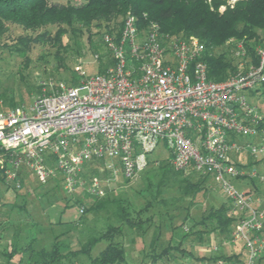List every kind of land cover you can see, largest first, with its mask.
Wrapping results in <instances>:
<instances>
[{
	"label": "built area",
	"instance_id": "2783aa9c",
	"mask_svg": "<svg viewBox=\"0 0 264 264\" xmlns=\"http://www.w3.org/2000/svg\"><path fill=\"white\" fill-rule=\"evenodd\" d=\"M101 41L109 62L103 72L86 74L78 59L77 84L40 81L29 106L0 109V185L20 188L30 173L40 185L58 180L70 199L79 191L101 198L143 171L162 142L174 170L191 168L219 185L238 213L230 241L245 247L239 264H257L264 251V201L256 205L232 180L264 181L237 160L243 153L253 160L264 156L263 114L249 100L264 84V44L255 48L254 61L244 43H236V72L215 81L198 38L163 34L156 23L139 28L131 13L119 32H103ZM97 160L104 172L81 177L84 165Z\"/></svg>",
	"mask_w": 264,
	"mask_h": 264
},
{
	"label": "trees",
	"instance_id": "16d2710c",
	"mask_svg": "<svg viewBox=\"0 0 264 264\" xmlns=\"http://www.w3.org/2000/svg\"><path fill=\"white\" fill-rule=\"evenodd\" d=\"M222 4H224V0H210V2L207 0H80L78 3H60L50 0H0V39L8 35L13 26L21 28L24 32H34L46 26H56L52 39L64 46L62 36L67 32L79 34L86 32L89 41H92L93 34L99 35L100 40L91 45L93 53L99 54L98 50L103 45L101 34L103 32H119L123 19L128 13H131L139 28L156 23L163 34L170 36L181 34L184 37L198 38L205 46L204 59L208 66V78L220 81L228 78L237 70V61L233 54L236 43L243 42L248 55L254 61H256L255 48L264 43V0H237L232 7L226 6L222 12H219L218 8ZM94 28L95 31H93ZM27 33L18 35L12 43L4 42L1 46L9 51L22 53L28 50L29 44L32 42L40 40L41 37H49L48 31L34 35ZM103 56L99 54L98 70L100 72H103L109 63L102 60ZM78 81L77 77H74L68 83L77 84ZM258 90H261L260 95L264 93V84ZM255 91L249 98L252 99ZM2 103L0 102V108L3 110L16 106L10 103L11 105L7 107L6 103ZM171 156L169 153L167 159L158 161L155 166L160 174V179L151 195L157 203L163 206V209L167 205V201L162 197V189L166 182L183 174L179 187L183 196L188 200V205H191L198 194H204L209 190L208 182L211 179L210 176L196 174L191 168L185 171L174 170L170 164ZM147 157V165L152 164L149 156ZM263 160L264 156L256 160L248 158L246 165L256 164ZM103 172L102 161L97 160L84 165L81 177L87 178L93 174L100 175ZM255 180L251 179L252 182ZM24 181L25 178L22 183ZM124 181H129V179ZM53 182H55V189H59L60 182L58 180ZM10 188L15 193L18 191V188L13 185L6 187V189ZM106 191V195L101 198L91 197L80 191L79 194H76L75 199H70L65 195L64 197L68 201L72 200L73 203L83 206V212L79 213V218L88 212L106 209L107 206L113 205L117 223L108 222L102 231L91 234L76 246H72L63 237L67 235V231L72 226L77 225L76 220L57 221L55 224L66 225L69 228L53 235L51 243H48L49 246H42L39 241L38 245H34L37 243V237L30 238L24 242L25 245L22 244L23 246L20 247L13 244L9 250L5 248L0 251L5 259V264H10L16 255H18L17 261L22 255H26V264H65L63 263L64 259L71 261L72 258L77 259L79 256H85L88 264H127V242H135L137 238L144 239L150 228L149 248L152 249L151 251L156 250L157 247L161 248V245L159 246L160 224L155 223L157 214L147 215L144 218L140 214L142 210L149 209L152 205L151 202L147 201L142 209H133V214L129 206H125L120 198H110L109 189ZM245 192L250 193L249 190H245ZM223 195L226 200L221 204L204 208L198 219L191 218L186 231L181 228L182 240L177 244H171L172 240H169L161 252L155 253L154 251L147 255L151 262L155 263L161 260L173 249L183 252L182 242L190 235L195 236L198 241H202L204 235L214 233L219 237L221 244L224 241H230L231 231L237 222L238 213L233 210L227 196L224 193ZM8 211L6 210L7 213L1 211L3 220L8 216ZM164 212L167 214V210ZM188 215L186 212L184 220L179 225H174L171 222L167 224L168 228L172 230L171 232L177 230L183 222L187 221ZM199 227H203V230ZM170 238H173L172 233ZM103 240L107 241L106 245L96 255H92V249ZM200 259L213 262L223 260L228 264L241 263L245 259V247L241 242L237 252L227 251L225 253L222 250L218 252L216 250L210 255L200 256Z\"/></svg>",
	"mask_w": 264,
	"mask_h": 264
},
{
	"label": "rangeland",
	"instance_id": "374dc122",
	"mask_svg": "<svg viewBox=\"0 0 264 264\" xmlns=\"http://www.w3.org/2000/svg\"><path fill=\"white\" fill-rule=\"evenodd\" d=\"M50 1L60 3L80 2V0ZM207 1L210 2V0ZM236 1L237 0H224V4L219 6L218 11L222 12L226 6L232 7ZM55 30L56 26H46L34 32L27 31V33L21 28L13 26L10 28L8 35L0 39V102H3L2 104L6 103L5 106L7 107L11 105L10 103L27 107L32 103L34 97L38 95V85L40 81L59 79L70 82L72 78L78 77L74 70V66L78 63V59H80L82 70L86 74L99 71V60H93L94 53L91 50V45L100 40L99 35L93 34L92 41H89L86 32L81 34L67 32L62 36V42L65 44L64 46L52 39ZM95 30L94 28L93 31ZM44 31L49 32V37H41L40 40L32 42L29 44L26 52L15 53L1 46L4 42L8 44L12 43L13 39L18 35L26 33L34 35ZM263 44L264 43H262V45ZM98 52L101 56L104 55L102 60L106 61L107 53L103 45L99 48ZM259 93H261V90ZM249 100L253 105H256L261 114H264V93L258 97L249 98ZM169 153L167 147L162 142H159L155 149L148 154L152 164H148L145 169L139 172L133 179L115 183L108 191L110 198H120L123 204L129 206L132 212L133 209L139 210L144 208L147 201L151 202L152 205L149 209L145 211L142 210L140 214L142 218L147 215L157 214L155 223L160 224L161 237L159 238V246L161 245V248L157 247V249L154 250L155 253L161 252L162 248L166 246L169 240H172L171 244H177L178 241L182 240L181 228L186 231L189 227L191 218L198 219L204 208L218 206L221 202L226 200L220 187L215 185L213 180L210 179L208 182L209 190L204 194H198L194 203L188 205V200L183 196L179 187L181 179L184 176L182 174L166 182L163 186L162 197L167 201L166 208L163 209V206L152 198L151 193H154L155 185L160 179V174L155 169V166H157L158 161L167 159ZM248 167L256 169L259 174L264 176V160L256 164H251ZM250 180L251 179L247 177L241 182L243 184L242 186L238 185L237 180L233 179L232 184L244 190L245 186L248 184L251 185ZM53 181L54 180H51L48 184L40 185L35 177L29 173L25 176V181L20 188H18L16 193L13 189H6L4 186L0 185V249L6 248L9 250L13 244L20 247L22 244L25 245L24 242L34 237H37V243L34 245H38L39 241L40 245L49 246L48 240L52 239L54 233L56 234L69 228L66 227V225L63 226L53 223L57 221L76 220L77 225L72 226V228L67 231V235L63 237V239L72 246H76L89 235L97 234L98 231H102L108 222L117 223V219L113 213V205L107 206L106 209L88 212L82 218H79V205L73 203L72 200H66L62 186H59V189H55V182ZM253 184H258L259 187L264 188V181H255ZM47 185L50 187L52 185V190L50 188L48 189ZM47 190L50 194L46 192ZM260 198L264 199V189L260 192ZM187 206L189 207L185 208ZM6 210H9L8 216L3 220L2 218L4 217L1 211L6 212ZM165 210H167V214L164 212ZM186 212L189 214L187 221L183 222L177 230L171 232L172 230L168 228L167 224L171 222L174 225H179V223L184 220ZM199 228L203 230V227ZM171 233L173 238H170ZM204 238V240L198 241L195 236L190 235V237L182 242V247H184L183 252H177L173 249L169 255L152 263L150 257L147 256L154 252L147 250L151 240L150 228L144 239L137 238L135 242H127V264H177L176 262L180 264H215L213 261L200 259V256L215 253L213 247L218 246L215 245L216 242L213 239L208 241L206 235H204ZM106 243L107 241L103 240L96 244L91 254L96 255ZM236 244L240 245L241 242L237 241ZM146 245L147 247H144ZM221 250L222 249L219 247L217 252ZM179 253L183 254L180 255ZM17 257L18 255L12 259L10 264H26V255H22L21 258L19 257V261H17ZM261 257H259L258 262ZM2 259L5 260L3 256ZM3 263L5 264V261ZM3 263L0 262V264ZM63 263L88 264V261L85 256H79L77 259L72 258L71 261L64 259Z\"/></svg>",
	"mask_w": 264,
	"mask_h": 264
},
{
	"label": "crops",
	"instance_id": "0c3cea01",
	"mask_svg": "<svg viewBox=\"0 0 264 264\" xmlns=\"http://www.w3.org/2000/svg\"><path fill=\"white\" fill-rule=\"evenodd\" d=\"M237 160H238V162H240V163H244L245 165L247 164V162H248V158H246V155H245V153H243L242 155H239V156H237ZM210 178L213 180V178L210 176ZM245 179H239V180H237V182H238V185H242L243 186V184L241 183L242 181H244ZM251 181V180H250ZM256 181V180H255ZM213 182H214V184L215 185H217V186H219L218 184H216L215 183V181L213 180ZM253 183H255V182H252L251 181V185L250 184H248L247 186H245V188H244V190H249V192H250V194H252V196L255 198V203H256V205H257V199L259 200V203H258V205L259 206H261L262 205V201H264V199L263 198H260V192H261V190L262 189H264V188H261V187H259L258 186V184H253ZM51 187H52V185H51ZM51 187L49 186V185H47V188L49 189H51ZM112 187V186H111ZM52 190V189H51ZM46 192H48V194H50V192L47 190ZM52 192V191H51ZM1 222V221H0ZM54 224H55V222H53ZM263 233H264V231H263ZM55 234V233H54ZM53 234V235H54ZM264 236V235H263ZM52 238H53V236H52ZM208 238V241L210 240V239H213L215 242H216V244L215 245H218L217 246V250L219 249V247L222 249V251L223 252H225V253H227V251L228 252H237L238 250H239V247H240V245L239 244H236V243H231L230 241H224L223 242V244H220L219 243V237L217 236V235H215V234H210V235H206V239ZM205 239V238H204ZM51 241H52V239L50 240H48V242L49 243H51ZM223 245V246H222ZM144 247H147V245L146 246H144ZM147 250L148 251H150V250H152V249H150V248H147ZM0 251H1V249H0ZM264 252H262V254H263ZM262 254H260V257H261V255ZM0 262H4V260L2 259V255H1V253H0ZM177 264H180L179 262H176ZM189 263V262H188ZM234 264H239V263H234ZM259 264H264V256H262L261 258H260V261H259Z\"/></svg>",
	"mask_w": 264,
	"mask_h": 264
}]
</instances>
